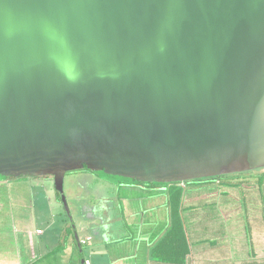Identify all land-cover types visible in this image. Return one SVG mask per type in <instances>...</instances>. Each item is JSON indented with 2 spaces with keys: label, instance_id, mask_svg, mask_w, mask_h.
I'll return each mask as SVG.
<instances>
[{
  "label": "water",
  "instance_id": "1",
  "mask_svg": "<svg viewBox=\"0 0 264 264\" xmlns=\"http://www.w3.org/2000/svg\"><path fill=\"white\" fill-rule=\"evenodd\" d=\"M83 168L263 174L264 0H0V176Z\"/></svg>",
  "mask_w": 264,
  "mask_h": 264
},
{
  "label": "crops",
  "instance_id": "2",
  "mask_svg": "<svg viewBox=\"0 0 264 264\" xmlns=\"http://www.w3.org/2000/svg\"><path fill=\"white\" fill-rule=\"evenodd\" d=\"M226 184L221 191L192 188L181 199L175 196L174 186L119 182L112 184V195L97 186L94 203L88 188L80 199L83 221L79 226L84 236L78 238L82 244L71 238L61 243L59 234L57 240L52 239L49 230L54 222L50 220L46 228L40 223L29 230L21 214L19 229L13 231L15 243L0 245V264H264L261 186L256 189V182L251 183L238 192L231 188L237 183ZM216 202L222 206L218 211ZM118 206L128 211L125 217L131 222L113 223L117 218L113 209ZM175 206L181 207V213ZM94 207L103 211V217L97 216ZM129 227L136 228L134 233H125ZM1 230L9 234L8 228ZM66 230L67 226L62 227L59 233L65 235Z\"/></svg>",
  "mask_w": 264,
  "mask_h": 264
},
{
  "label": "rangeland",
  "instance_id": "3",
  "mask_svg": "<svg viewBox=\"0 0 264 264\" xmlns=\"http://www.w3.org/2000/svg\"><path fill=\"white\" fill-rule=\"evenodd\" d=\"M263 175L264 173L262 175L260 174L247 175L239 178H241L242 181L253 180L254 183L256 182L255 188L258 189L257 186L259 187L261 186L259 192L260 195L264 197ZM222 180H227V179H222ZM20 181L16 182L15 180L12 183L6 181H0V229L8 228L9 231V234H7V232L5 231L3 232L1 230L0 245H2V247L4 246L8 247V245H6L5 243H10V242L15 243L16 237L13 234V231H18L19 229L20 226L19 218L21 217V214L25 218L23 223L25 227H27L29 230H32V227H36L34 225L40 223L42 224L43 228H46L47 225L46 222L50 220L54 222V225L49 230V233L54 235L52 239L54 238L55 240H57L58 234H59L58 241H60L61 243L63 241H66L67 238L72 239L73 230L72 229L69 230L70 223L68 222L64 208L60 200H58V197L55 193L53 180L50 179L49 177L48 178L44 177L43 179L21 178ZM119 182L134 183L131 181L120 180L119 178L109 177L101 174L100 172L77 170L66 173L64 178V187H63L64 194L66 197L69 211L71 213V217L76 225L78 236L81 239L84 236L79 226V223L83 221V219H80L81 218L80 212L82 210L81 202H80L81 196L86 194L85 191L88 190L89 188V192L91 194L90 200L91 202L94 203L95 202L94 196L97 186L102 190V192L105 195L107 194L112 195L111 194L112 184ZM225 182L227 183V181ZM236 183H240V181ZM231 188L234 189L237 188V191L240 192V188L237 185H234V187ZM218 199L220 201L219 194H218ZM111 201L112 200H110V202ZM216 206H218L216 207V210L217 211L220 210L219 207L221 206V204L219 202H216ZM236 206H237L236 211L238 212L240 210L239 207L240 205L236 204ZM94 211L96 212L97 216H100L101 214V216L103 217L104 215V213H102L103 211L96 210V207H94ZM262 211L264 213V210ZM127 212L128 211H122L121 209L119 210V206L116 209L114 208L113 213H116L117 218L114 219L113 223L115 225L121 226L123 223L126 224L127 222H131L125 217L126 215H128ZM4 217L7 219V222L6 220L2 219ZM105 222H109V221L105 220ZM66 226H67V230L65 235L60 234L59 230L62 229V227H66ZM103 228L104 227H100L99 229L103 231ZM135 230H136L135 227H129L128 229H126L125 233L131 234L134 233ZM125 233H122V236L126 235ZM18 244L22 245L20 241H18ZM18 249L20 251L23 250L21 246H19ZM9 252L10 250H8V253Z\"/></svg>",
  "mask_w": 264,
  "mask_h": 264
},
{
  "label": "trees",
  "instance_id": "4",
  "mask_svg": "<svg viewBox=\"0 0 264 264\" xmlns=\"http://www.w3.org/2000/svg\"><path fill=\"white\" fill-rule=\"evenodd\" d=\"M82 170L83 171H89L86 168H83ZM257 170L261 171V169H257ZM89 172H91V171H89ZM100 173L103 174V175H106L103 172H100ZM240 173H243V172H240ZM240 173L228 174V175H222V176H215V177H207V178H199V179L189 180V181H185V182H175V183H170V184L142 183V182H138V181H135V180H132V179H125V178H122V177L109 176V175H106V176L113 177V178H119L120 180H124V181H131V182H134V183L136 182L135 184H138V185L157 186V187L174 186L175 189L177 190L176 193H175V196L176 197H180L182 199V197H184V195L189 194V191L192 188H194L195 190H197V192H201V191H204L205 192L206 189L203 190V188H206V187H208V189L210 188L211 190H219V191H221L222 189H225V187H226L224 185V184H226L225 181H227V183L230 181V183H232V184H235L236 182L240 181V183H237L236 184L240 188V190H244L245 189V186H246V188H249L250 187V184L251 183H254V182H251V180H249V181H247V180L246 181H242L241 178H236V179L233 178V177L231 178V175H234L235 176V175H238ZM260 175H262V174H260ZM222 177L225 178V179H227V180H222ZM21 178L22 179L23 178H27V179H38V178H32V177H28V176H26V177H19V178L0 176V181H6V182H9V183H12L15 180H16V182H19L21 180ZM43 178H40V179H43ZM45 178H48V177H45ZM263 178H264V175H263ZM50 179H52V178H50ZM227 187H228V185H227ZM55 193H56V195L58 197V200H60V202H61L59 193L56 190H55ZM237 205H239V203H237ZM174 209L177 212H180L181 213V207L175 206ZM81 213H82V211L80 212V214ZM179 216L181 217V215H179ZM67 220L70 223L69 224V230L70 229L73 230V236L71 234L72 239H75L77 242L80 243L81 241L78 238L79 236H78V233H77V228H76L75 223L73 222V224L75 225V228H72V225H71V222H70V219L68 218V216H67ZM38 231H40V230H38ZM81 244H82V242H81ZM81 244H79V245L81 246ZM83 264H86V263L83 262Z\"/></svg>",
  "mask_w": 264,
  "mask_h": 264
},
{
  "label": "built area",
  "instance_id": "5",
  "mask_svg": "<svg viewBox=\"0 0 264 264\" xmlns=\"http://www.w3.org/2000/svg\"><path fill=\"white\" fill-rule=\"evenodd\" d=\"M38 233L40 234L41 233V231H38ZM86 264H89L88 262H86Z\"/></svg>",
  "mask_w": 264,
  "mask_h": 264
},
{
  "label": "clouds",
  "instance_id": "6",
  "mask_svg": "<svg viewBox=\"0 0 264 264\" xmlns=\"http://www.w3.org/2000/svg\"><path fill=\"white\" fill-rule=\"evenodd\" d=\"M37 233H38V231H37ZM39 234V233H38ZM41 234V233H40Z\"/></svg>",
  "mask_w": 264,
  "mask_h": 264
}]
</instances>
